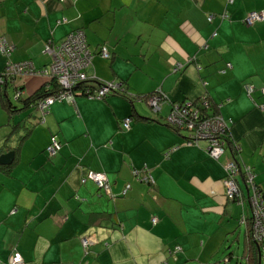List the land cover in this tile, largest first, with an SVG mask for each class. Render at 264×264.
Returning a JSON list of instances; mask_svg holds the SVG:
<instances>
[{
	"label": "crops",
	"instance_id": "crops-1",
	"mask_svg": "<svg viewBox=\"0 0 264 264\" xmlns=\"http://www.w3.org/2000/svg\"><path fill=\"white\" fill-rule=\"evenodd\" d=\"M254 10L264 11V0H0V40L10 49L0 51V72L24 61L49 67L47 47L82 31L92 53L88 76L124 81L131 93L160 90L177 102L204 97L219 105L238 143L236 155L227 149L219 159L206 141L187 144L168 122L171 100L159 112L145 101L131 106L122 94L56 101L11 172L0 168V264H10L16 252L25 264H224L233 258L248 264L243 219L251 216L250 205L229 200L224 180L228 160L235 159L253 167L264 192V20L244 23ZM103 45L109 58L100 54ZM48 80L18 75L8 91L30 96ZM3 109L0 104V156L16 144L12 124L42 116L28 109L7 119ZM53 136L62 149L49 157ZM143 169L154 183L143 179ZM89 170L107 174L110 193L83 181ZM239 181L247 195L244 178ZM242 233V257H233L231 242L240 243ZM225 243L231 252L217 259Z\"/></svg>",
	"mask_w": 264,
	"mask_h": 264
},
{
	"label": "built area",
	"instance_id": "built-area-1",
	"mask_svg": "<svg viewBox=\"0 0 264 264\" xmlns=\"http://www.w3.org/2000/svg\"><path fill=\"white\" fill-rule=\"evenodd\" d=\"M224 14L223 16H225ZM214 15L209 16V21H212ZM264 20V11H251L247 14L244 22L247 25H254L259 21ZM61 22V21H59ZM9 45L5 39L0 40V51L2 53L9 52ZM47 51L52 55V63L49 67L44 69H34V66L29 61L12 63L7 66L5 70L6 75L12 77L22 74H40L47 77L49 80L57 79L60 85L56 94H50L43 98L38 106V110L44 120L45 115L50 111L51 105L56 101H69L73 102L75 96L81 92L78 88L80 83L87 80H95V77L88 76L85 71L87 66L91 63L92 53L88 50L82 31H76L69 35L59 45H50L47 47ZM100 54L104 58L110 57V51L106 45H103L100 50ZM1 81V80H0ZM121 88V83L118 81H105L102 86L99 87L95 94L89 96L91 98H103L108 92L116 91ZM246 91L251 94L254 90L253 86L246 85ZM17 97L21 94L18 89L16 91ZM264 94V88L262 89ZM150 105L155 111L160 110L161 101L158 96H151L149 98ZM210 107V102L201 97V100L197 103H193V100H186V103L175 104L170 114L168 115V122L174 127L180 130H186L189 139V144H198L200 141H206L208 143L207 152L214 158L219 159L226 151V131L229 126V122L220 114L210 115L204 110ZM264 109V103L262 105ZM132 119L127 117L124 119V127L130 128ZM62 147L61 142L56 137L52 138V143L48 146L47 151L50 155H55ZM228 177L224 180L227 187V198L238 199L239 203H243L247 199L252 210V237L259 245L261 261L264 264V192L258 187L256 183V175L251 165L242 167L235 159H229L227 164ZM146 170H141L140 174L143 175V179L147 182L154 183V178L151 174H146ZM88 178L96 183V185L103 189L106 193L111 192L110 182L108 177L103 172L90 170L88 172ZM240 177L244 178L245 185L247 187V195H244L240 186ZM87 177L83 178L85 182ZM157 218H153V222H156ZM245 221V217L243 219ZM82 242L85 246L90 243V238H82ZM181 247L177 246L176 250H180ZM10 264H25L22 255L16 252L11 260Z\"/></svg>",
	"mask_w": 264,
	"mask_h": 264
},
{
	"label": "trees",
	"instance_id": "trees-1",
	"mask_svg": "<svg viewBox=\"0 0 264 264\" xmlns=\"http://www.w3.org/2000/svg\"><path fill=\"white\" fill-rule=\"evenodd\" d=\"M5 70L3 72H0V80H1L0 81V104L6 110L9 119H12L16 114H19L23 110H28V109H30V110H32V109L38 110V106L37 105L39 104V102L43 98L47 97L50 94H56L58 92V90H59L60 85L58 84L57 79L54 78V79L48 80V82H46L39 90H37L35 93H33L30 96L24 97L22 95V93H21L17 97V93H15L14 94L15 95V97H14L15 100L21 101V104L18 105L17 103H15L11 99L10 94H9V91H8V86L10 85V82L11 81H14L15 80V77H12L10 75H6L5 74ZM93 82H96L98 85H94ZM119 82L121 83V88L119 90L112 91L110 93L108 92L101 99H98V98H93V99L104 100L105 98H107L110 95H113V94H122V95H125V97L131 99V101H132L131 106H134V102H136V100L145 101L150 106V108L153 111H155V110H154V108L149 103V98L151 96H158L160 98V101L161 102L167 101V100H171L172 107L175 104H177V103H180V104L186 103V100H181V101H178V102L177 101H173L171 98H168L169 97L168 93L163 92V91H160V90H155V91H152V92H149V93H146V94L131 93V92H129L128 88L126 87L124 81H119ZM103 84H104V82L90 79V80H87V81H84V82L80 83V85L78 86L77 89H79L80 92H81L79 95H85V96L91 98L89 96V94L91 95L92 92H93V94H95L97 92V90L99 89V87L102 86ZM18 88H20V87H17V89ZM261 93H262V91H261ZM76 96H75V99H76ZM263 96H264V94H263ZM187 100H189V99H187ZM192 100H193V103H197V102H199L201 100V98L192 99ZM217 107H219L218 104H214V103H211L210 102V107L207 110L205 109L204 111L205 112L208 111V113L210 115H213V114H216L217 115V114H219ZM133 111H135V108H133ZM155 112H159V110L158 111H155ZM31 117H34L35 120L37 119L34 115H31ZM128 117L132 119L133 118V115L131 114ZM24 120H25V122L22 121L23 123H18V124L15 123V124H12V128H13L12 130H13V132L11 133L10 138H12L13 141L16 140V144L14 146H10V148H8L7 150L8 151L15 150L16 156L14 158V161L11 164H9V165H0V168L4 169L6 172H9L14 167V165H16L24 141L31 134V132L33 130V127L38 122H40L42 120V116H40V118H38L35 122H33L31 124H27L26 121L28 119H24ZM231 136L232 135L230 133V124H229V126L227 128V131H226V139H225L226 140V147H227V149H230L231 150V152H232L233 155H236L238 153V145H237L238 143L235 142L234 139ZM53 137H56V136H53ZM52 138H51L50 143L48 144V146L52 143ZM58 141L61 142L59 139H58ZM185 141H186L187 144H189L188 143L189 139H186ZM61 144H62V142H61ZM193 144L194 143H192L190 145H193ZM48 146L46 147V152L49 155V157L55 156L62 149V147H61V149L55 155H50L48 153V151H47ZM85 177H87L88 180L92 181L90 178H88V175H86ZM149 183H151V182H149ZM233 201L239 203V200L238 199H234ZM239 204L240 205H244L245 202L243 201V203H239ZM250 211H251V215H252L251 207H250ZM246 218L250 219L251 216L246 217ZM244 222L248 224V228H247L248 244H247L246 249H245V254H247L248 264H263V262L261 261V258H260L261 255H260L259 245L257 244V242L254 241V239L252 237V232H251V230H252V227L251 226L252 225H251V221L250 220H247V222L246 221H244Z\"/></svg>",
	"mask_w": 264,
	"mask_h": 264
},
{
	"label": "rangeland",
	"instance_id": "rangeland-1",
	"mask_svg": "<svg viewBox=\"0 0 264 264\" xmlns=\"http://www.w3.org/2000/svg\"><path fill=\"white\" fill-rule=\"evenodd\" d=\"M259 22H262V21H259ZM10 97H11V99L15 102V103H17L18 105H20L21 104V101H17V100H15V98H14V91H13V88L11 87L10 88ZM4 111H5V114H6V117H7V119H8V115H7V112H6V110L5 109H3ZM24 111V110H23ZM39 111V110H38ZM38 111H35V113H37ZM40 112V111H39ZM170 113V112H169ZM40 114V113H39ZM182 134L183 135H185V139H187V136H188V134H187V132H186V130H183L182 131ZM201 142H203V143H206L205 141H201ZM229 152H227V153H230V150H228ZM247 213H249V211L247 212ZM252 217L250 218V219H248V218H246L245 219V221L247 222V220H250L251 222H252ZM251 225H252V223H251ZM217 226V225H216ZM216 226H215V223L212 225V227H211V231L213 232L214 231V229L216 228ZM252 227V226H251ZM243 228H245V225H244V227ZM242 232H244V229H242ZM251 232H252V230H251ZM244 233H242V236H241V241H240V243L239 242H237V241H235V242H231V244H232V249L234 250L233 252H234V256L233 257H242V252H243V247H244ZM228 245V243H225L224 244V246H223V248H222V245H220L219 247H218V250L219 249H221V251L219 252H217V254L215 255V257L217 258V259H219L220 257H224L227 253H230L231 252V250L229 249L230 247H227L226 248V246ZM220 264V263H219ZM224 264H236V259L235 258H233L230 262H225ZM242 264H246V260L245 259H243L242 260Z\"/></svg>",
	"mask_w": 264,
	"mask_h": 264
},
{
	"label": "water",
	"instance_id": "water-1",
	"mask_svg": "<svg viewBox=\"0 0 264 264\" xmlns=\"http://www.w3.org/2000/svg\"><path fill=\"white\" fill-rule=\"evenodd\" d=\"M15 151L11 150L0 156V165H9L14 161Z\"/></svg>",
	"mask_w": 264,
	"mask_h": 264
},
{
	"label": "bare ground",
	"instance_id": "bare-ground-1",
	"mask_svg": "<svg viewBox=\"0 0 264 264\" xmlns=\"http://www.w3.org/2000/svg\"><path fill=\"white\" fill-rule=\"evenodd\" d=\"M227 162V161H226Z\"/></svg>",
	"mask_w": 264,
	"mask_h": 264
}]
</instances>
